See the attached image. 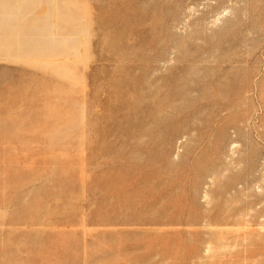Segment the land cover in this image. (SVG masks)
I'll list each match as a JSON object with an SVG mask.
<instances>
[{"label":"rangeland","instance_id":"374dc122","mask_svg":"<svg viewBox=\"0 0 264 264\" xmlns=\"http://www.w3.org/2000/svg\"><path fill=\"white\" fill-rule=\"evenodd\" d=\"M264 0H0V264H264Z\"/></svg>","mask_w":264,"mask_h":264},{"label":"bare ground","instance_id":"6f19581e","mask_svg":"<svg viewBox=\"0 0 264 264\" xmlns=\"http://www.w3.org/2000/svg\"><path fill=\"white\" fill-rule=\"evenodd\" d=\"M264 213V212H263Z\"/></svg>","mask_w":264,"mask_h":264}]
</instances>
